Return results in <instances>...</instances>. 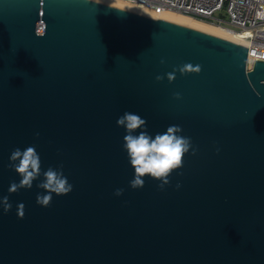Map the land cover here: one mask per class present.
I'll list each match as a JSON object with an SVG mask.
<instances>
[{
    "label": "water",
    "instance_id": "95a60500",
    "mask_svg": "<svg viewBox=\"0 0 264 264\" xmlns=\"http://www.w3.org/2000/svg\"><path fill=\"white\" fill-rule=\"evenodd\" d=\"M247 54L97 0H0V264H264V60ZM184 64L201 71L155 81ZM125 111L191 138L163 189L129 187ZM32 145L41 176L9 194L11 152ZM60 165L72 191L37 205Z\"/></svg>",
    "mask_w": 264,
    "mask_h": 264
},
{
    "label": "clouds",
    "instance_id": "9594fccd",
    "mask_svg": "<svg viewBox=\"0 0 264 264\" xmlns=\"http://www.w3.org/2000/svg\"><path fill=\"white\" fill-rule=\"evenodd\" d=\"M160 62L163 64L164 60L162 59ZM177 71L181 76L199 74L201 66L184 64L163 76L157 75L155 81L159 83L166 79L168 83H172ZM173 99L180 100L181 94L174 93ZM146 124V119L137 113L128 111H125L116 120L117 127H123L126 133L123 137V150L126 152L129 165L133 169V179L129 183V187L133 190L143 188L145 177L159 181L158 187L163 189L170 182L168 179L170 174L182 167V159L189 153L190 149L195 155L191 138L180 134L182 132L180 126L170 125L163 133L152 136L148 133ZM36 137H39V133H36ZM62 167V165L56 169L49 167L43 172V181L37 184V188L42 189L45 194L36 196L37 205L48 207L53 195L64 196L72 191L73 186L63 175ZM9 168L20 177L19 183H10L9 194L16 193L21 189H31L33 182L41 176V160L35 146H28L23 151L20 148H15L9 157ZM176 187L178 189L180 184L177 183ZM123 192L124 189L119 188L115 190L113 195L119 197ZM0 208L3 209L4 213L11 210L12 204L7 196L0 197ZM16 214L18 218H23V203L17 205Z\"/></svg>",
    "mask_w": 264,
    "mask_h": 264
},
{
    "label": "built area",
    "instance_id": "2783aa9c",
    "mask_svg": "<svg viewBox=\"0 0 264 264\" xmlns=\"http://www.w3.org/2000/svg\"><path fill=\"white\" fill-rule=\"evenodd\" d=\"M153 11H171L234 33L248 59L264 60V0H124Z\"/></svg>",
    "mask_w": 264,
    "mask_h": 264
},
{
    "label": "bare ground",
    "instance_id": "6f19581e",
    "mask_svg": "<svg viewBox=\"0 0 264 264\" xmlns=\"http://www.w3.org/2000/svg\"><path fill=\"white\" fill-rule=\"evenodd\" d=\"M97 1H101L103 3H107L110 5H114L117 7H122L125 9H129L150 17H156V18H162L168 21H172L174 23H178L181 25H185V26H189L222 38H226L238 43H242L241 40L231 31H228L224 28H220V27H216L201 21H198L196 19H193L191 17L185 16V15H181L175 12H171V11H153L150 9H146V8H140L138 6H134L124 0H97Z\"/></svg>",
    "mask_w": 264,
    "mask_h": 264
}]
</instances>
